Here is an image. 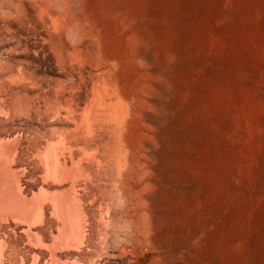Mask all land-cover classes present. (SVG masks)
Returning a JSON list of instances; mask_svg holds the SVG:
<instances>
[{
    "label": "rangeland",
    "instance_id": "1",
    "mask_svg": "<svg viewBox=\"0 0 264 264\" xmlns=\"http://www.w3.org/2000/svg\"><path fill=\"white\" fill-rule=\"evenodd\" d=\"M0 264H264V0H0Z\"/></svg>",
    "mask_w": 264,
    "mask_h": 264
}]
</instances>
